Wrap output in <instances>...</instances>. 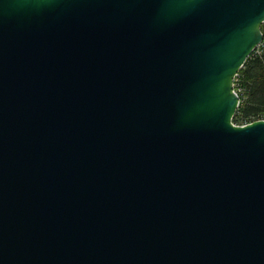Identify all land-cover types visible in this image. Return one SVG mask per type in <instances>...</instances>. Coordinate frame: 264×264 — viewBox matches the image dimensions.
<instances>
[{
    "label": "water",
    "instance_id": "obj_1",
    "mask_svg": "<svg viewBox=\"0 0 264 264\" xmlns=\"http://www.w3.org/2000/svg\"><path fill=\"white\" fill-rule=\"evenodd\" d=\"M264 0H0V264H264V119L233 121Z\"/></svg>",
    "mask_w": 264,
    "mask_h": 264
},
{
    "label": "trees",
    "instance_id": "obj_2",
    "mask_svg": "<svg viewBox=\"0 0 264 264\" xmlns=\"http://www.w3.org/2000/svg\"><path fill=\"white\" fill-rule=\"evenodd\" d=\"M264 35V23L261 26ZM235 88L239 85L243 92L239 93L240 103L233 121L244 123L248 117L264 112V51L262 55L251 54L239 69L234 80Z\"/></svg>",
    "mask_w": 264,
    "mask_h": 264
},
{
    "label": "built area",
    "instance_id": "obj_3",
    "mask_svg": "<svg viewBox=\"0 0 264 264\" xmlns=\"http://www.w3.org/2000/svg\"><path fill=\"white\" fill-rule=\"evenodd\" d=\"M264 51V37L263 39L255 46V48L253 49L252 53L251 54H254L255 56H260L262 55ZM235 84V83H234ZM234 88H235V85H234ZM235 90L237 91V93H242L240 92L242 90V88L237 85V87L235 88ZM240 103V102H239ZM249 121H246V122H251L253 120H257V119H264V112H260V113H256L254 115H250L248 117ZM244 122V123H246Z\"/></svg>",
    "mask_w": 264,
    "mask_h": 264
},
{
    "label": "rangeland",
    "instance_id": "obj_4",
    "mask_svg": "<svg viewBox=\"0 0 264 264\" xmlns=\"http://www.w3.org/2000/svg\"><path fill=\"white\" fill-rule=\"evenodd\" d=\"M240 92H243V90H241Z\"/></svg>",
    "mask_w": 264,
    "mask_h": 264
}]
</instances>
